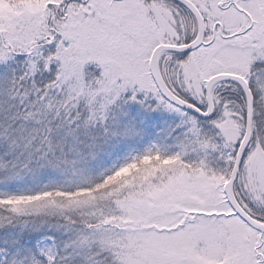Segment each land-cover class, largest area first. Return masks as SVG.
Segmentation results:
<instances>
[{
  "label": "snow or ice",
  "instance_id": "1",
  "mask_svg": "<svg viewBox=\"0 0 264 264\" xmlns=\"http://www.w3.org/2000/svg\"><path fill=\"white\" fill-rule=\"evenodd\" d=\"M0 264H264V0H0Z\"/></svg>",
  "mask_w": 264,
  "mask_h": 264
}]
</instances>
